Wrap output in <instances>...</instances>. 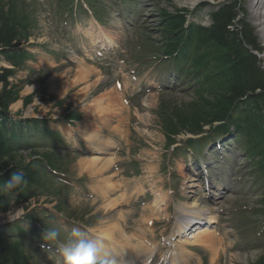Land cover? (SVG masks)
<instances>
[{
    "label": "rangeland",
    "instance_id": "374dc122",
    "mask_svg": "<svg viewBox=\"0 0 264 264\" xmlns=\"http://www.w3.org/2000/svg\"><path fill=\"white\" fill-rule=\"evenodd\" d=\"M195 1L197 0H132L130 7L124 5L118 10L110 0H90L92 7L94 2L102 4L98 10L100 15L103 13L101 19L107 25H100L104 31V35L100 37V31L93 26L94 19L84 6L81 10L78 8L79 10L72 13L67 11L69 9L67 7L74 9L75 0H71L70 3L60 0H0V7L11 20L10 24L22 30L20 35L23 43L20 42L22 46L19 49L28 52L32 49L35 53L24 59L23 67L16 71L17 78L10 81L12 90L18 97L13 110L27 113L34 118L41 114L52 119L82 111L80 116L84 121L81 126L85 133H89L86 138L99 134L102 140H114L119 145L122 143V136H125L128 124L130 125L128 128L131 133L130 140L126 138L124 141L127 145L124 149L128 159L123 157L121 166L123 167L124 164L129 166L130 162L135 160L134 157H137L139 166L132 167L130 171L127 170L128 176L132 178V174L152 175L159 177L158 182L154 179L155 184H146L147 192L141 191L138 194L137 186H133L130 180L121 181L122 176L116 178V173L112 170L108 175L115 176L113 178L115 195L122 197L123 210L126 212L135 210L129 216L124 214L127 223L123 225L122 233H126L131 239L128 245L138 246L142 253H145L142 249L149 251L148 248H151L144 241L153 246L159 243L164 245L161 246L160 253L154 256L153 264L169 263L170 252L175 248L165 242H170L183 217L192 216L181 209L184 204L193 206V212L207 210L206 213H211L214 218L215 225L212 227H214V237L220 249L219 256H216V264H255L264 257V235L261 234L262 238H258L260 229L257 226V223L263 222L264 218L251 215L258 206L259 197L253 187L245 151H240L239 144L244 143V139L238 142L233 139L227 140L224 143L226 149L222 150L218 158H214V153L209 160H206L204 156L201 157L199 164L205 163V166L212 164L208 170H211L209 176L216 189L206 186V176L201 177L202 171H198V166L191 154L181 156L177 154L178 157H176L177 155L171 153L169 146H172V143L169 142L166 133L169 121L175 116L187 115L204 107L203 98L195 95L191 88L178 87L162 91L160 83L165 80L158 77L161 71L157 70L158 68L153 64L145 67L132 61L134 50L138 51V46H141L142 53L147 55L146 52L152 48L151 41H156V46L161 45L160 42L165 34L161 26H158V22L162 21L160 12L165 11L175 15L182 11L195 12L198 7H201V13L196 12L200 15L194 19V23L210 25L209 15L215 6L204 9L202 5L217 3L214 0ZM125 6L126 14H124ZM238 7L245 14L243 16L241 14L236 23L243 22L253 31L262 49V54H256L259 55L261 68L264 70V36L261 28L251 19L249 0H240ZM103 11L108 12L109 15H105ZM104 38L106 43H111L113 50L98 57L96 52H91V46L99 41L105 42ZM72 43H81V49L87 52L88 58L93 59L96 65L111 68V72L106 74L108 78L104 74V78L107 79L105 83L96 87L97 78L94 75L89 81L75 85L74 80L78 71L84 68L78 66L74 69L65 59L67 55L69 57V54L65 55L64 47L71 48ZM20 55L21 53L18 56ZM84 56L79 53V57ZM88 85L89 89H87ZM112 89L117 97L113 94L109 98L106 97L107 104H111L112 115L106 117V114L98 118L95 116L98 113L95 105L88 111L77 107V104L85 98L96 101V98L108 94ZM209 96L203 97L207 99ZM124 98L132 107V117L128 115V104L123 103ZM26 103H29L27 107H25ZM121 105L126 111L125 115L120 117L121 121H118L114 118V110L118 112ZM118 125L123 135L116 136L115 132L111 131ZM189 135L191 134H178L175 145ZM179 151L186 152V149L182 148ZM171 154L173 157L171 156V162H168ZM30 157L29 153L20 154L11 157L10 160L13 161V165H22L26 164ZM82 158L86 160L88 157ZM80 159L77 156H64L63 159L55 161L58 169L71 175L65 180L68 184L67 189L60 191V188L53 186L51 195L32 200L29 205H18L13 208L11 211L20 209L22 215L11 223L7 221L6 216L0 215V224L4 225L3 228L9 230L12 227L9 230L11 234L16 231L15 238L12 240L10 232L5 235L6 243H21L25 264H56L58 252L54 253L55 244L42 241L40 228L36 229L32 226L29 230H23L16 225L21 222V226L27 228L28 225L23 222V217L32 213H41L46 210L45 208L55 214V217L45 221L49 227H60L66 233L60 229L65 236L71 229L77 228L86 237L99 239L102 242L104 250H101L100 255L106 258L110 255L116 257L114 254L117 252L118 259V252L122 251L121 246L108 238L103 239L104 236L99 233L101 223L106 220V214L97 210L106 203V200L103 197L95 198L88 194L84 189L83 180H78L76 177L83 176L81 178L87 180L90 189L93 185H98L99 179L95 178L97 176H89L88 172L81 175L85 169L84 162ZM220 173L223 177H220ZM224 173L228 175L224 176ZM168 178L173 180L172 191L168 190ZM127 189L132 190L130 197ZM140 194H143L142 198ZM9 201V206H12L13 200ZM159 203L162 205L160 206ZM55 211H61L64 216L72 219L70 222L60 217L56 219L58 215ZM38 222L40 224V220ZM43 224L45 225L44 222ZM48 226L45 225V228ZM61 238L64 237L61 235ZM121 241L120 244L123 245L124 239ZM110 243H113V246ZM42 244H47L49 248H42ZM112 247L115 249H111ZM187 247L190 248V245ZM197 249L202 251L197 254L199 252ZM194 250L196 254L189 253L192 259L180 255L177 261L182 264H212L209 251L198 246ZM139 255L142 254L139 253ZM165 257L166 259L163 260Z\"/></svg>",
    "mask_w": 264,
    "mask_h": 264
},
{
    "label": "trees",
    "instance_id": "16d2710c",
    "mask_svg": "<svg viewBox=\"0 0 264 264\" xmlns=\"http://www.w3.org/2000/svg\"><path fill=\"white\" fill-rule=\"evenodd\" d=\"M214 1L223 2L212 9V24L207 28L196 24L186 26L187 11L175 15L160 12L165 48L174 58L176 76L181 80L188 78V84L204 101L201 109L170 120L166 133L171 145L182 133L206 137L231 133L243 136L248 146L246 154L251 160V173L261 186L260 206L263 208L258 210V216H264V70L256 54H262V49L250 27L240 21L236 23L241 14L244 15L238 7L240 0ZM9 21L0 7V51L6 55L23 43L22 30ZM16 53L9 58L15 64L20 59ZM14 74L11 70H0V184L7 182L16 170H22L27 184L11 193H18L20 202L26 203L38 195L39 189L44 193L49 191L45 165L55 170L58 158L53 153L42 152L54 147L46 122L9 118V108L18 101L9 82ZM202 95L210 96L205 99ZM28 105L26 103L25 107ZM67 116L76 117L74 114ZM8 126L12 127V133ZM31 128L39 136L35 146L30 145L35 140L28 134ZM28 149H33L31 160L13 165L10 158ZM38 149L40 153L35 151ZM37 156L39 159L34 160ZM39 169L43 174H39ZM9 211L7 195L0 192V214ZM5 239L0 227V264H25L20 244L6 243ZM255 264H264V257Z\"/></svg>",
    "mask_w": 264,
    "mask_h": 264
},
{
    "label": "bare ground",
    "instance_id": "6f19581e",
    "mask_svg": "<svg viewBox=\"0 0 264 264\" xmlns=\"http://www.w3.org/2000/svg\"><path fill=\"white\" fill-rule=\"evenodd\" d=\"M195 2H198V0ZM250 6L251 8L249 10L251 11L250 12L251 19L257 22V26L261 28V33H263V36H264V0H249V7ZM101 48L104 49L103 42H101ZM94 72L95 71L93 68H88V69L84 68V70H79L76 75V79L74 80V83H76L75 85H79L81 82L89 81L91 77L94 75L96 78L98 77L95 83L96 87L100 86L101 84L107 81V79L102 77L100 73L98 72L94 73ZM89 87L90 86L88 85L87 89H89ZM111 94L116 96V93L112 89L111 91L108 92V94H105L104 96H100L98 99L96 98V101H90L87 98H85L80 104H77V107L88 111V110H91V108L95 105L97 107V112H98L97 115L95 116L98 118H101L107 114L106 115L107 117L108 115L113 114V111H111L112 109L111 104H107V98H106L107 96L109 98ZM114 111H115L114 118H117L118 121H121L120 117H122L123 114L125 115L124 107H122L121 105L118 112H116L117 110H114ZM111 131L115 132L116 136H119V134L121 135V133L123 132L120 128V125L114 126ZM91 140H93V142L98 145V146L96 145L95 147L96 149H99V150H102L105 148L107 149V151H109V150H113L117 146V143L112 140H109V139L102 140L99 134L92 135ZM107 143H109L110 145H107ZM83 161H84L85 171L82 172L81 175H84L86 174V172H88L89 176L91 175L97 176L95 178H98L100 183L104 185V187L102 188V195H103V199L106 200L105 201L106 203L103 204V206L101 205L97 211L103 212L104 214H106V220L103 223H101L102 227L100 228L101 230L99 231V233H101L104 236L103 239L108 238L112 241L117 242V244L121 246L120 249L122 251L118 252V259L119 260L127 259V262L121 261L123 262L122 264H148L150 258L153 256L155 251H152V253H149V255L144 260H142L139 257V253H141V248L138 249V246H135L133 244L128 245V243H131V239L128 238L129 236L126 233L125 234L122 233V227L123 225L127 223V219H125L126 216L124 214H127L129 216L135 210H129L127 212L124 211L122 197L121 196L117 197L115 195L116 188L113 185V178L115 176L113 174L108 175L109 173H111V170L113 168V161L110 159L101 160L100 158H93V159L87 158L86 160H83ZM196 187H193V188H196ZM188 208L192 209L193 206H190ZM206 212L207 210H200V212L194 213V215L201 217L199 218V222H200L201 219L204 220L203 217L206 216L207 214ZM206 220H207V223H205V226L203 227L201 226L199 230L197 231V234H195V236L192 237L194 238V241L191 244L195 246L203 247L204 249L209 251L212 256L211 263L216 264V256L220 252V249H218L217 242L214 237V232L212 231V226L215 224V221H214V218H209V216L206 218ZM194 224L202 225V223H198V222H195ZM190 226H193V225H191L189 222L187 227H190ZM182 227H186V225ZM119 239L121 240L124 239L123 245L120 244L122 243V241ZM104 243L106 242L104 241ZM110 245L113 246V243H110ZM100 247H101V250H104V245L102 244V242H100ZM111 249H115V248L112 247ZM179 254L182 255V252H179ZM114 255L117 257V252H115ZM171 256L173 257L174 254L172 253ZM99 259L100 261H104L101 258ZM106 260L107 262H109V264H119L117 263L119 261H116V260H109V259H106ZM170 262L175 263L174 260H171Z\"/></svg>",
    "mask_w": 264,
    "mask_h": 264
},
{
    "label": "clouds",
    "instance_id": "9594fccd",
    "mask_svg": "<svg viewBox=\"0 0 264 264\" xmlns=\"http://www.w3.org/2000/svg\"><path fill=\"white\" fill-rule=\"evenodd\" d=\"M26 184L24 172L16 170L7 182L0 184V192L11 193L13 190L22 189ZM0 215L6 216L7 221L11 223L22 215V211L16 209ZM41 239L47 244H57L56 264H100V241L86 237L77 228L71 229L63 240L60 228H44ZM47 244H42L41 247H46Z\"/></svg>",
    "mask_w": 264,
    "mask_h": 264
},
{
    "label": "crops",
    "instance_id": "0c3cea01",
    "mask_svg": "<svg viewBox=\"0 0 264 264\" xmlns=\"http://www.w3.org/2000/svg\"><path fill=\"white\" fill-rule=\"evenodd\" d=\"M80 64H82V63H80ZM83 65V64H82ZM82 68H89V67H84V66H81ZM94 69V68H93ZM95 72L94 73H97V71L96 70H94ZM121 135H123V133H121ZM124 137V135L122 136V138ZM77 146V145H76ZM82 162H84L83 160V158L81 157V159H80ZM85 175V174H84ZM89 177V176H88ZM91 188V187H90ZM92 189H94L98 194H100V196H102L103 197V195H102V186H101V184H100V181L98 182V185H93V187H92Z\"/></svg>",
    "mask_w": 264,
    "mask_h": 264
}]
</instances>
